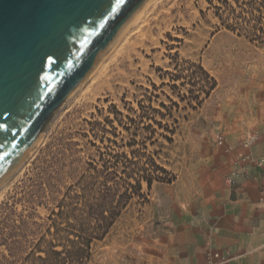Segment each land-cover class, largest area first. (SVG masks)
<instances>
[{"label": "rangeland", "instance_id": "1", "mask_svg": "<svg viewBox=\"0 0 264 264\" xmlns=\"http://www.w3.org/2000/svg\"><path fill=\"white\" fill-rule=\"evenodd\" d=\"M142 18L51 118L35 151L4 183L0 264L23 262L67 192H80L79 182L99 152L135 155L145 173L165 179L150 186L141 181L143 196H134L108 233L92 242L86 264H158L162 221L178 197L179 207H188L211 178L233 193L239 177L264 169V161L254 162L264 154L252 151L258 134L239 135L226 116L243 56L253 54L249 64L264 65V44L221 26L209 0H153ZM204 72L216 82L206 98L210 81ZM248 133L255 138L244 146ZM216 135L225 145L217 144ZM245 154L252 161H242Z\"/></svg>", "mask_w": 264, "mask_h": 264}, {"label": "water", "instance_id": "2", "mask_svg": "<svg viewBox=\"0 0 264 264\" xmlns=\"http://www.w3.org/2000/svg\"><path fill=\"white\" fill-rule=\"evenodd\" d=\"M148 0H0V186Z\"/></svg>", "mask_w": 264, "mask_h": 264}, {"label": "crops", "instance_id": "3", "mask_svg": "<svg viewBox=\"0 0 264 264\" xmlns=\"http://www.w3.org/2000/svg\"><path fill=\"white\" fill-rule=\"evenodd\" d=\"M250 56H243L233 77L236 97L226 116L234 119L239 135L258 134L252 151L262 155L264 65L258 60L249 64ZM220 184L218 178L205 181V190L194 193L188 207H179L180 197L176 199L170 218L162 221L165 234L156 250L158 264H205L213 252L221 256L219 264H264V209L258 203L261 195L264 198V169L239 177L233 193L221 190Z\"/></svg>", "mask_w": 264, "mask_h": 264}, {"label": "trees", "instance_id": "4", "mask_svg": "<svg viewBox=\"0 0 264 264\" xmlns=\"http://www.w3.org/2000/svg\"><path fill=\"white\" fill-rule=\"evenodd\" d=\"M218 2L219 5H213L209 0L221 26L264 44V0ZM204 74L210 81L204 91L206 98L216 82ZM138 159L135 155L128 158L114 149L99 152L98 160L90 163L79 182L80 192H67L58 205L59 210L52 211L48 217L51 223L45 233L39 236L21 264H86L91 257L92 242L108 233L134 196H143L141 181L150 186L153 180L165 179L153 171L145 173ZM147 161L159 168L151 157Z\"/></svg>", "mask_w": 264, "mask_h": 264}, {"label": "bare ground", "instance_id": "5", "mask_svg": "<svg viewBox=\"0 0 264 264\" xmlns=\"http://www.w3.org/2000/svg\"><path fill=\"white\" fill-rule=\"evenodd\" d=\"M153 1V0H148L143 7L138 11V13L134 16V18L132 19V21L125 27V29L122 31V33L120 34V36L118 37V39L116 40V42L113 44V46L109 49V51L101 58V60L98 62V64L95 66V68L91 71V73L87 76V78L85 79V81L91 77H93L95 75V73L100 69V67L102 66V64H104V60L106 59L107 56L110 55V53L115 50V48L119 45V42L125 37V35L127 34V32L131 29V27L133 25H135L139 20L143 19V15L146 11V7L149 5V3ZM123 41V40H122ZM116 51V50H115ZM104 61V62H103ZM84 83V82H83ZM82 83V84H83ZM82 84H80L72 93L69 94V96L65 99V101L63 102V104L60 106L59 110L69 102V100L72 98V96L74 95V93L76 92L77 89H79V87L82 86ZM58 110V111H59ZM58 111L54 114V116L58 113ZM49 123V122H48ZM46 128V127H45ZM43 135V134H42ZM42 137V136H41ZM41 137L39 138V140L37 141V143L35 144V146L33 147L32 151L27 155V157H25V160L22 161V163L18 166V168L15 170V172H17L18 170H20L23 167L24 162L29 158V156L35 151L37 145L39 144ZM14 172V173H15ZM13 173V174H14ZM13 174L7 178L3 184L0 186V196H1V192H2V188L4 187V183L7 182L12 176Z\"/></svg>", "mask_w": 264, "mask_h": 264}, {"label": "built area", "instance_id": "6", "mask_svg": "<svg viewBox=\"0 0 264 264\" xmlns=\"http://www.w3.org/2000/svg\"><path fill=\"white\" fill-rule=\"evenodd\" d=\"M254 138H255V135L254 134L248 133L245 141L243 142L244 146H248L254 140ZM216 142L219 145H225L224 144V140H223V138H222L221 135H216ZM241 160L244 161V162L252 161L251 156L249 154H245L241 158ZM263 161H264V159L263 158H260V159H256L254 162L257 165H262ZM226 182L228 184H230V183L233 182V173L226 178ZM214 258L215 259H218V260H214ZM220 261H221V258L219 257V254L218 253H212V254H208L207 261H206L205 264H219Z\"/></svg>", "mask_w": 264, "mask_h": 264}]
</instances>
